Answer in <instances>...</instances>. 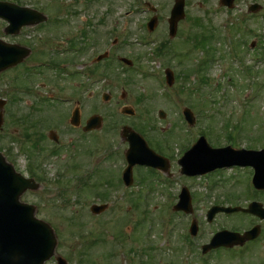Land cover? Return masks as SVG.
<instances>
[{"label": "rangeland", "instance_id": "374dc122", "mask_svg": "<svg viewBox=\"0 0 264 264\" xmlns=\"http://www.w3.org/2000/svg\"><path fill=\"white\" fill-rule=\"evenodd\" d=\"M8 1L43 11L51 20H57L49 26V19L44 30L34 31L41 34L40 38L30 39L25 33L14 37L21 42L28 39L27 43L37 48L28 60H55L71 64L76 70L89 57L92 71L88 92L82 76L68 77L62 72L47 89L35 87L43 94L76 96L82 113L79 128L68 122L73 99L44 103L45 120L31 141L23 139L21 121L6 118L0 130V151L16 169L26 176L35 174L40 179L43 174L46 178H37L41 188L25 192L21 200L35 204L36 215L54 227L56 254L64 256L69 264H264V221L240 212L219 213L211 222L206 217L213 205L244 206L251 200L264 205V193L254 197L248 194L249 170L187 177L180 173L177 163L193 144V136L205 135L213 147L226 146L233 137L232 148H264V0H234L232 9L222 6L219 0H186V17L173 37L169 35L168 18L175 0ZM147 3L157 6L160 17L152 32L145 26L150 13L135 10V6ZM255 3L260 8L249 12ZM4 29L0 20V37L9 41L12 38ZM114 37L118 41L110 55L95 62ZM70 45L80 47V51L63 53ZM113 52L129 57L140 68L136 72L123 70ZM166 69L174 76L172 94L163 91L157 78L146 72L154 70L164 75ZM14 70L0 73V96L4 98L11 92L15 96L18 87L29 83L26 74ZM43 82H47L46 76L38 75L35 83ZM104 92L111 95L107 102L102 99ZM20 96L15 100L19 115L27 111L25 101L30 105L41 103L32 95ZM125 105L135 111L134 116L121 113ZM185 106L197 117L192 136L181 115ZM160 110L165 111L164 117L159 116ZM94 114L103 117V125L85 132L82 126ZM241 124L238 130L236 125ZM124 125L140 132L158 152L172 153V185L160 184L150 169L135 166L134 173L145 179L139 183L137 178L139 185L132 188L122 185L125 194L119 196L120 167L125 165L122 154L128 148L120 135ZM50 130H56L63 142L58 156L47 155L54 145L48 139ZM42 133L46 139H40L39 144L45 146V151L39 152L34 145ZM90 151L94 159L89 158ZM83 158L84 167L74 165L76 171L70 170ZM182 186L191 192L192 214L172 209ZM104 192L108 193L102 195ZM93 203H109V207L96 215L90 210ZM193 218L199 231L196 237L189 235V241L185 235ZM255 223L262 226L257 240L233 250L216 249L208 253V258V254H201V245L209 242L216 231H241ZM45 264H56L54 257Z\"/></svg>", "mask_w": 264, "mask_h": 264}, {"label": "water", "instance_id": "95a60500", "mask_svg": "<svg viewBox=\"0 0 264 264\" xmlns=\"http://www.w3.org/2000/svg\"><path fill=\"white\" fill-rule=\"evenodd\" d=\"M223 4L231 6L233 0H222ZM185 0H176L170 18L171 35L176 33L178 21L185 16ZM257 8V7H254ZM0 16L10 20L11 25L7 31H18L24 24L35 23L43 20L39 13L31 11L28 8L20 7L16 4L0 1ZM156 20L153 19L149 26L154 28ZM28 51H24L16 45H9L0 42V71L7 66L21 61ZM169 82H173V76L167 71ZM130 111L129 109H126ZM189 121L194 122L192 112L186 110ZM160 116L165 113L160 111ZM3 123V117L0 114V127ZM72 123H80L79 111L72 118ZM102 117L92 116L85 127L86 130L100 127ZM131 132L128 140L131 147L129 156L132 162H146L155 166L162 164V157L155 154L148 148L145 140L135 131L126 128L124 133ZM182 165V173L196 175L209 172L218 167L230 166L234 164L248 165L253 164L256 167L257 175L255 183L257 187L264 188V150H238L230 147L212 149L204 137L179 160ZM127 180L131 178V169L128 171ZM37 184L31 178H25L14 170L13 165L6 162L0 153V264H44L50 259L57 247V236L54 229L47 222L35 216L36 207L34 205L20 201L21 195L27 189H37ZM180 202L175 209H184L187 212L192 211L191 196L189 190L184 188L180 195ZM106 205H93L92 211L100 213L106 209ZM239 207L229 208L222 206H213L208 211V219L212 220L219 211H237ZM264 217V208L260 203H252L249 209ZM197 225L193 224L192 233H197ZM259 233V227L255 231L246 232L244 236L238 233L222 231L217 233L210 244L204 246V250H210L220 245L233 246L234 244H243L245 240L256 237ZM58 264H68L66 259L57 256Z\"/></svg>", "mask_w": 264, "mask_h": 264}, {"label": "flooded vegetation", "instance_id": "af4514ba", "mask_svg": "<svg viewBox=\"0 0 264 264\" xmlns=\"http://www.w3.org/2000/svg\"><path fill=\"white\" fill-rule=\"evenodd\" d=\"M158 18L160 17L158 16ZM12 42H18V41L13 40ZM23 44L30 49V54L37 51L36 47L29 45L26 41L23 42ZM88 61H89V57H88ZM88 61L85 62L84 66H81V68L84 69L86 73H89ZM64 65L67 67L71 66L67 63H65ZM60 66H61V62H58L55 60L31 61V60L25 59V61L22 62L21 64H18L8 69L10 72H13V70L16 69V74H22V75L26 74L27 75V80L29 81V83L23 84L20 87H18L17 92L22 93L23 97H29L30 95H32L35 99H38V102H41L39 104H36V103L34 104L33 102L30 105L28 101H25V104L27 105L26 107L27 111L19 115V112L15 111V106L17 102L15 101L14 92H11V96H7L6 98H1V99L6 100L4 103H0V111L3 112L4 118L5 119L8 118L9 119L8 121H12L13 119L14 121H17V122L21 121L24 127V131L22 134L24 136H29L30 139L33 138V134L38 133L36 129H38L43 124V121L45 120V118H43V115H45V107L43 104L46 102H53V103L55 102V101H45V100L44 102H42L43 100H41L40 97H44V94L40 89H37L35 87L38 86L40 88L47 89V86L52 80H55V78L61 77V74H60L61 71L59 68ZM38 75L46 76L47 82L36 84L35 80ZM45 94H50V97H54L58 93L45 92ZM37 95L40 97H38ZM40 132H43V131H40ZM37 136L40 137L39 139H37L38 140L37 142H40L41 141L40 139L42 138L43 140L46 139V134L42 133V134H38ZM48 139H50V134L48 135ZM36 144L39 145L38 143ZM52 151H56L57 152L56 155H59L58 153L59 150L57 148L52 147V149H50V152ZM86 151L87 150H85L84 153H86ZM165 154L167 155L169 159V166L172 168L173 158L168 153L165 152ZM82 156L85 157V154ZM84 162H85V158H83L81 161H78L77 163L81 165L82 167H84L85 166ZM166 175L170 177L173 176L172 172H168L166 173Z\"/></svg>", "mask_w": 264, "mask_h": 264}]
</instances>
